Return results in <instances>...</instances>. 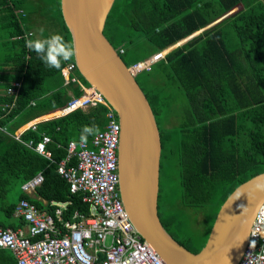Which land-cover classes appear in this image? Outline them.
Masks as SVG:
<instances>
[{
	"label": "trees",
	"instance_id": "trees-1",
	"mask_svg": "<svg viewBox=\"0 0 264 264\" xmlns=\"http://www.w3.org/2000/svg\"><path fill=\"white\" fill-rule=\"evenodd\" d=\"M41 19H53L54 34L71 41L59 0H0V70L10 67L0 74V127L5 130L0 131V227L24 225L12 216L22 198L50 214L58 207L53 202L63 203L61 220H71L75 211L87 214V205L69 192L56 165L66 154L67 142L80 140L85 125L101 130L106 122L100 104L48 118L66 105L68 93L78 96L81 91L73 83L63 84L61 69L73 59L59 70L49 68L26 47V38L35 39L31 24ZM200 29L134 76L159 132L158 218L166 232L192 252L189 242L197 229L181 207H209L213 220L233 188L264 164V0H114L102 30L127 66ZM72 75L88 85L75 66ZM12 81L19 82L15 97L5 92ZM179 105L181 123L167 128L166 120ZM158 118L165 122L161 128ZM34 120L41 121L24 129ZM15 129L16 134L22 130L19 140L11 136ZM42 133L50 138L45 146L50 159L22 143L36 142ZM38 171L41 183L32 196L23 193L20 185ZM171 176H177L178 186L167 183ZM161 180L168 199L175 193L178 202L166 207L163 216L158 211ZM175 208H180L176 214ZM8 251L0 248V264H16Z\"/></svg>",
	"mask_w": 264,
	"mask_h": 264
},
{
	"label": "built area",
	"instance_id": "built-area-1",
	"mask_svg": "<svg viewBox=\"0 0 264 264\" xmlns=\"http://www.w3.org/2000/svg\"><path fill=\"white\" fill-rule=\"evenodd\" d=\"M160 53L129 64L127 69L134 76L148 70L165 54ZM74 66L69 62L61 69L63 84L73 83L81 93L78 96L68 93L69 99L59 114L100 104L105 107L106 122L86 143L69 140L64 158L57 162L56 172L66 181L69 192L80 196L88 212L75 211L71 220H61L63 203L53 202L58 207L50 214L22 198L14 206L12 216L21 218L24 225L0 227V248L9 250L16 264H166L154 247L137 233L119 197L120 127L116 114L93 86L83 85L72 75ZM18 87L19 82L12 81L5 92L15 97ZM28 127L34 128V123ZM0 131L5 130L0 127ZM18 134L11 136L19 140ZM49 141L48 135L42 133L36 142L31 139L21 142L50 159V152L45 148ZM41 181L42 174L38 171L25 180L20 189L32 196ZM236 264H264V198L252 217L247 242Z\"/></svg>",
	"mask_w": 264,
	"mask_h": 264
},
{
	"label": "water",
	"instance_id": "water-1",
	"mask_svg": "<svg viewBox=\"0 0 264 264\" xmlns=\"http://www.w3.org/2000/svg\"><path fill=\"white\" fill-rule=\"evenodd\" d=\"M113 1L59 0V9L77 49L73 58L77 72L117 116V186L129 219L166 264H236L264 198V191L256 187L264 185V171L239 183L226 196L200 250H188L166 232L157 214L160 140L155 118L134 75L102 33Z\"/></svg>",
	"mask_w": 264,
	"mask_h": 264
},
{
	"label": "rangeland",
	"instance_id": "rangeland-1",
	"mask_svg": "<svg viewBox=\"0 0 264 264\" xmlns=\"http://www.w3.org/2000/svg\"><path fill=\"white\" fill-rule=\"evenodd\" d=\"M228 13H230V11ZM55 24L56 23L54 22L53 19H44V20L41 19V23L38 22V23H35L34 25L31 24L30 27L32 28V33L34 34L33 37L34 38H41L42 37L41 36V33H40V29L41 28L44 29L43 36L44 35L54 34L53 25H55ZM211 24H213V23H211ZM211 24H208L207 26H209ZM112 32H113V30H111V33ZM108 33L110 34V31ZM186 38H188V36ZM175 44H178L179 45L181 43L176 42ZM175 44L170 46L171 47L170 50L175 47ZM127 45H130V43H127ZM128 53L130 54V51H128ZM1 54H2V50L0 49V55ZM182 108H183L182 105H179V106H177L175 108L176 109V112L174 113V115H172V117H170L169 120H166V122L168 121L167 128H171L172 129V128H177L178 127V125L182 121V118H181V115L182 114L180 113L181 110H182ZM35 118H33V119H35ZM43 118H47V117L43 116ZM163 121H164V119H162V118L161 119L158 118V120H157L158 125H159L160 128L163 127V124L165 123ZM34 122H36V121H34ZM255 169L258 170L259 173L260 172H263L264 171V164L258 165ZM169 182H171L172 187L178 186V178H177V176H171V177H169L168 180H167V183H169ZM160 189L161 190L159 191L158 211L160 213V216H163V214H164L163 212L166 211V207H168L169 205H175V204L178 205V202H177L175 193L169 199H168V194H167V196L165 195L166 191H165V184H164V181L163 180L160 181ZM177 205H175V206H177ZM177 208H175L176 210L173 209V213L176 214L180 210V208H179V210ZM181 208L184 209L185 213L187 214V216H188V223L190 224V226H194V228L198 230V231L196 230V232H197L198 235L195 236V237H191V240L189 242L190 243V248L192 250H194V252L195 251H198V250H200L203 247V245H204V243L206 241V238H207V234H208L209 229H210V227L212 225V222H213V220L211 218V215H210L211 210H210L209 207H200V208L197 207V208H188V209L187 208H184V207H181ZM166 215L167 214L165 213V216ZM176 218L179 219L180 221L184 222V218H182V216L180 214H177ZM169 227H170L171 230H176L177 229L176 232H177L178 235H181V234L184 235V232L180 231L178 228L174 229L171 224L169 225ZM208 227H209V229H208ZM207 229H208V231H207V234L205 236V231ZM204 238H205V240H204Z\"/></svg>",
	"mask_w": 264,
	"mask_h": 264
},
{
	"label": "clouds",
	"instance_id": "clouds-1",
	"mask_svg": "<svg viewBox=\"0 0 264 264\" xmlns=\"http://www.w3.org/2000/svg\"><path fill=\"white\" fill-rule=\"evenodd\" d=\"M40 33L43 36V28L40 29ZM26 47L31 51H35L46 67L58 70L61 69L63 62L73 59L77 54L74 42L66 41L60 34H51L44 38H26ZM98 132L97 126L85 125L81 130V142L86 143L88 135H95ZM256 187L264 191V185L258 184Z\"/></svg>",
	"mask_w": 264,
	"mask_h": 264
},
{
	"label": "crops",
	"instance_id": "crops-1",
	"mask_svg": "<svg viewBox=\"0 0 264 264\" xmlns=\"http://www.w3.org/2000/svg\"><path fill=\"white\" fill-rule=\"evenodd\" d=\"M53 29H54V31H55V25H53ZM29 30L32 32V28H30ZM201 30H202V29H200V31H201ZM198 31H199V30H198ZM198 31H196V32H194V33H192V34L198 33ZM200 31H199V32H200ZM189 36H190V35H189ZM186 39H187V38H183L182 40L178 41V43H180V42H184V40H186ZM0 47H1V44H0ZM1 48H2V47H1ZM170 48H171V47H169L168 49L162 50L161 53L164 54V53H165L166 51H168ZM1 55H2V54H1ZM9 68H10L9 66L6 67V65H5L4 68H3V70H2V71L0 70V74H2L3 72H8V71H9ZM59 110H60V109H59ZM53 111H55V110H53ZM56 111H57V110H56ZM41 115H42V114H41ZM41 120H44V119H41ZM41 120H38V121H41ZM34 121H35V120H34ZM34 121H33V122H34ZM38 121H36V122H38ZM36 122H34V124H35ZM17 129H18V128H17ZM17 129H15V130L13 131V135H17V134H16V130H17ZM21 131H22V130H21ZM21 131H20V133H21ZM7 251H8V250H7ZM8 252H9V251H8ZM9 253H11V252H9ZM13 259H14V257H13Z\"/></svg>",
	"mask_w": 264,
	"mask_h": 264
},
{
	"label": "bare ground",
	"instance_id": "bare-ground-1",
	"mask_svg": "<svg viewBox=\"0 0 264 264\" xmlns=\"http://www.w3.org/2000/svg\"><path fill=\"white\" fill-rule=\"evenodd\" d=\"M160 55H163V54L160 53ZM57 112H58V114H59L61 111H60V110H57ZM58 114H56V115H58ZM30 124H32V123H30ZM30 124H26L24 128H27V126H29ZM17 134H18V133H17Z\"/></svg>",
	"mask_w": 264,
	"mask_h": 264
},
{
	"label": "flooded vegetation",
	"instance_id": "flooded-vegetation-1",
	"mask_svg": "<svg viewBox=\"0 0 264 264\" xmlns=\"http://www.w3.org/2000/svg\"><path fill=\"white\" fill-rule=\"evenodd\" d=\"M193 228H194V226H193Z\"/></svg>",
	"mask_w": 264,
	"mask_h": 264
}]
</instances>
